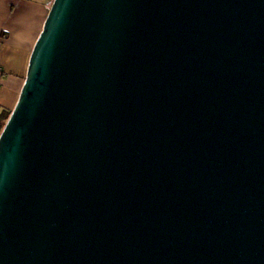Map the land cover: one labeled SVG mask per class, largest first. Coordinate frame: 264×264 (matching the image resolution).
<instances>
[{"label": "water", "instance_id": "obj_1", "mask_svg": "<svg viewBox=\"0 0 264 264\" xmlns=\"http://www.w3.org/2000/svg\"><path fill=\"white\" fill-rule=\"evenodd\" d=\"M0 264H264V0H52Z\"/></svg>", "mask_w": 264, "mask_h": 264}, {"label": "crops", "instance_id": "obj_2", "mask_svg": "<svg viewBox=\"0 0 264 264\" xmlns=\"http://www.w3.org/2000/svg\"><path fill=\"white\" fill-rule=\"evenodd\" d=\"M52 0H0V112L11 111Z\"/></svg>", "mask_w": 264, "mask_h": 264}, {"label": "trees", "instance_id": "obj_3", "mask_svg": "<svg viewBox=\"0 0 264 264\" xmlns=\"http://www.w3.org/2000/svg\"><path fill=\"white\" fill-rule=\"evenodd\" d=\"M9 115V111L1 110L0 112V131Z\"/></svg>", "mask_w": 264, "mask_h": 264}, {"label": "rangeland", "instance_id": "obj_4", "mask_svg": "<svg viewBox=\"0 0 264 264\" xmlns=\"http://www.w3.org/2000/svg\"><path fill=\"white\" fill-rule=\"evenodd\" d=\"M10 112V111H9Z\"/></svg>", "mask_w": 264, "mask_h": 264}]
</instances>
